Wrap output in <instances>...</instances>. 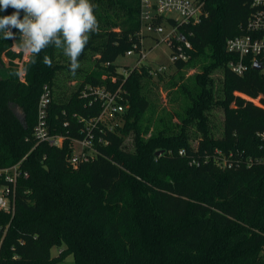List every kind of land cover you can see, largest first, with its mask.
<instances>
[{"label":"trees","instance_id":"obj_1","mask_svg":"<svg viewBox=\"0 0 264 264\" xmlns=\"http://www.w3.org/2000/svg\"><path fill=\"white\" fill-rule=\"evenodd\" d=\"M202 1L208 16L180 26L192 48L171 73L162 65L116 63L130 49L139 54L141 0H90L98 31L75 75L63 51L47 47L30 54L22 80L14 60L22 53L12 48L19 30L14 39L0 34V168L22 160L28 172L13 188L14 212L0 209V264H57L62 253H72L74 264H264V140L257 136L264 131V69L249 61L243 74L234 72L228 63L237 55L226 46L261 7ZM167 21L158 16L153 23ZM88 84L118 91L126 110L112 120L113 130L102 123L92 129L95 139L108 141L97 144L98 155L72 164L71 140L87 134L79 119L102 109L82 97ZM45 85L50 132L65 136L61 147L36 144ZM215 109L223 114L218 125ZM127 138L133 150L124 148ZM4 184L0 175V189Z\"/></svg>","mask_w":264,"mask_h":264},{"label":"built area","instance_id":"obj_2","mask_svg":"<svg viewBox=\"0 0 264 264\" xmlns=\"http://www.w3.org/2000/svg\"><path fill=\"white\" fill-rule=\"evenodd\" d=\"M204 1L202 0H141V17L143 20L142 29L140 31L141 45L139 48V58L136 64L142 62L147 58L150 51L159 46L161 43L168 45L170 49V61L175 63L177 60H186L188 49L192 48V43L188 35L183 33L180 26L188 24H196L208 16V12L204 8ZM252 6L261 7L253 12L244 25L245 33L227 39V49L234 55H237L235 60H230L228 65L236 73L243 74L248 68L249 61L254 65L256 62L263 64L264 69V0H252ZM163 16L166 19L171 18L173 22H166V24L153 23L154 18ZM158 34L159 38H155V44L150 50L144 47V35ZM191 35L192 33H188ZM17 52H21V58L16 61L19 66L20 78L23 80L25 75L24 62L29 60L30 54L22 50L19 46L13 45ZM135 52L134 49L127 51L128 55ZM168 65H162L159 70H166ZM122 73L126 75L128 70L121 69ZM82 97H92L93 100L99 101L101 104V111L98 116L86 120L81 117L80 122L85 124L87 134L85 137L71 140L72 153L69 161L72 164L80 162H87L95 158L99 149L97 144H108L103 138L95 139L92 129L99 123L105 124L109 130H113L118 122H112L113 119L120 117L126 110L124 97L118 91L114 92L106 85H86L82 92ZM254 101L259 98H252ZM50 89L47 85L44 87V92L41 94L38 103V120L34 129V136L39 142H47L50 146L61 147L64 143L65 136L62 134H53L50 132V125L48 122V105L50 103ZM111 120V121H110ZM64 125H67L65 123ZM262 140H264V131L257 133ZM184 151L180 150V154ZM22 160L11 167L0 168V175L6 179L7 184L1 186L0 189V209L5 212L13 213L15 206V188L18 179L21 176L27 177L28 172L21 167Z\"/></svg>","mask_w":264,"mask_h":264},{"label":"clouds","instance_id":"obj_3","mask_svg":"<svg viewBox=\"0 0 264 264\" xmlns=\"http://www.w3.org/2000/svg\"><path fill=\"white\" fill-rule=\"evenodd\" d=\"M9 7L16 11L0 16L3 39H14L13 29H17L18 46L28 53L38 55L47 47L60 49L70 59V70L75 75L90 34L98 31L96 5L90 0H0V11ZM44 63L51 66V59L45 56Z\"/></svg>","mask_w":264,"mask_h":264},{"label":"rangeland","instance_id":"obj_4","mask_svg":"<svg viewBox=\"0 0 264 264\" xmlns=\"http://www.w3.org/2000/svg\"><path fill=\"white\" fill-rule=\"evenodd\" d=\"M160 35L158 34H152L151 36H148L145 38L144 40V47L145 49L148 51L152 48V46L155 44V38H159ZM13 48V46H12ZM14 49V48H13ZM17 49H14V51H16ZM17 52V51H16ZM139 58V54L135 53L133 55H128L125 54L123 56H120L116 63L122 67L125 65H132L134 63H136V60ZM3 60L6 64V66L9 65L10 59L7 56L3 57ZM15 61H19L18 57H16L14 59ZM89 64V62H87ZM142 63H150L153 65V67H158L159 65H168V69L166 72H173L174 71V67H170L172 65V62L170 61V49L168 47V45H166L165 43H161L159 46L153 48L148 57L142 60ZM90 65L93 66V63L90 62ZM193 71H190V73H192ZM0 74H4V72L0 71ZM189 74V72H188ZM75 81H71V82H67V84L73 86ZM161 91H164L163 93L166 94V91L164 89V87H161ZM162 93V94H163ZM163 94V96L161 95V100L163 103H166L167 101V96ZM256 103H258V99L255 100ZM169 104V103H168ZM214 114H215V123L218 125L220 124V122H222L223 119V114L222 111L220 109H215L214 110ZM191 142L193 145H196L197 142V138L196 136H193L191 138ZM124 148L128 149V150H133L134 149V145L132 143V141L127 138L124 142ZM61 248H58L57 246L52 247L51 249V253L54 256H58L60 254ZM62 253V257L59 259V261L57 262V264H74V256L73 254H65Z\"/></svg>","mask_w":264,"mask_h":264},{"label":"water","instance_id":"obj_5","mask_svg":"<svg viewBox=\"0 0 264 264\" xmlns=\"http://www.w3.org/2000/svg\"><path fill=\"white\" fill-rule=\"evenodd\" d=\"M254 68H256V69H258V70L263 69V64H261L260 62H256V63L254 64ZM15 112H16V114H18L19 116H21L17 110H15ZM162 152H163V150H159V151L157 152V154H161Z\"/></svg>","mask_w":264,"mask_h":264}]
</instances>
